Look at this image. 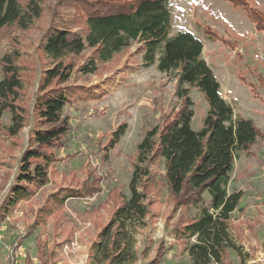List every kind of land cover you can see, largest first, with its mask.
I'll return each mask as SVG.
<instances>
[{"label":"rangeland","instance_id":"rangeland-1","mask_svg":"<svg viewBox=\"0 0 264 264\" xmlns=\"http://www.w3.org/2000/svg\"><path fill=\"white\" fill-rule=\"evenodd\" d=\"M57 1L46 0L42 18L30 30L0 33V60L15 48L23 55L19 63L28 67L23 69L28 81L19 95L25 127L11 136L10 114L5 113L0 119V209L28 147L30 130L37 122L33 101L46 61L36 47L49 26ZM243 1L259 12V26L250 21L241 7L227 0H171L169 10L171 33L189 29L196 34L204 44L203 59L224 88L220 98L231 105L234 116L252 120L260 133L256 143L234 161L227 191L242 194L231 221L241 239L242 257L230 252L232 264H264V0ZM64 11L65 15L73 13L65 7ZM138 48L133 44L110 62L99 64L93 75L71 76L68 85L82 86L94 95L74 98L65 107L63 114L68 118L70 132L63 144L50 152L47 185L19 202L0 221V264H6L10 255L6 248L14 244L17 236H24L35 212L46 201L61 199L66 217L64 237L68 234L70 241L55 251V264H89L87 254L95 237L94 222L107 223L121 200L129 197L137 145L148 131L172 119L182 106L175 97L173 74H161L154 66L143 67ZM90 55L87 50L67 62L77 68ZM190 99L194 114L191 128L197 131L208 106L195 89H190ZM120 129L123 134L111 143L112 134ZM150 171L154 178L147 197L150 215L146 225L136 228L133 234L137 253L134 264H150L161 244L166 252L159 264H190L183 244L173 238L171 230L194 217L196 209L175 206L163 177V160L158 159ZM203 198L207 206L208 194ZM37 236L51 246L50 218L24 240L14 264H24L26 255L32 264H38L34 261ZM62 239V234L56 238L57 242Z\"/></svg>","mask_w":264,"mask_h":264},{"label":"trees","instance_id":"trees-1","mask_svg":"<svg viewBox=\"0 0 264 264\" xmlns=\"http://www.w3.org/2000/svg\"><path fill=\"white\" fill-rule=\"evenodd\" d=\"M171 0H58L50 23L42 35L36 52L46 61L40 71L33 112L37 122L29 133L17 173L9 185L0 209V221L23 200L35 195L48 183L50 152L63 144L70 132L65 107L74 98L93 97L94 93L82 86H70L68 81L76 73L93 75L99 64L110 62L116 55L139 46L143 67L154 66L161 74H173L176 81L175 97L182 106L175 116L162 126L148 131L137 145L136 161L129 183V197L111 214L107 223L94 222L95 237L88 249L89 264H134L137 261L134 232L146 225L150 209L148 193L154 185L150 167L163 160L167 190L179 208L192 207L196 215L173 228V238L183 244L190 264H232L230 252L242 257L241 239L232 229L233 213L242 199L241 192L228 193L229 176L234 161L246 153L260 137L252 120L236 117L233 108L217 95L220 86L202 56L201 41L190 32L171 35ZM241 7L257 27L261 16L243 0H227ZM46 0H0V33L30 30L44 14ZM64 7L72 14H66ZM260 18V19H259ZM0 60V119L11 116L8 133L16 136L26 125L19 95L24 91L27 76L20 64L23 55L11 48ZM91 55L77 68L67 60ZM190 89L204 98L208 111L202 127L191 128L193 103ZM1 121V120H0ZM123 130L112 134L116 143ZM209 196L204 205L203 195ZM63 200L46 201L35 212V218L24 236H18L13 250H18L25 239L50 218L52 243L35 238L36 259L39 264H55V251L67 244L63 223L66 221ZM32 211V210H31ZM34 212V211H33ZM62 234L63 239L56 238ZM162 244L157 257L165 255ZM25 257V264H30ZM149 264V263H148ZM242 264V262H241Z\"/></svg>","mask_w":264,"mask_h":264},{"label":"crops","instance_id":"crops-1","mask_svg":"<svg viewBox=\"0 0 264 264\" xmlns=\"http://www.w3.org/2000/svg\"><path fill=\"white\" fill-rule=\"evenodd\" d=\"M180 31H182V32H190L191 34H193V35H195L196 36V34L194 33V32H192V31H190L189 29H178V30H176V31H174L173 33H171V35H174V34H176L177 32H180ZM198 38V37H197ZM200 40V39H199ZM201 41V40H200ZM201 43H202V45H203V49H202V54L204 53V44H203V42L201 41ZM216 79V78H215ZM217 81V80H216ZM218 82V81H217ZM218 84H219V86H220V90H223L224 91V88H223V86L221 85V83L220 82H218ZM5 219V218H4ZM18 237V236H17ZM16 237V238H17ZM16 238H15V241H16ZM14 244H15V242H14ZM11 247V246H10ZM20 249V248H19ZM18 249V250H19ZM13 250V249H12ZM27 256V255H26ZM27 257H29V256H27ZM18 259V258H17ZM16 260V258H13L12 260H11V262L10 263H12V264H14V261ZM30 260H31V258H30ZM34 261H36V263H38V261H37V259H36V256H35V258H34ZM24 264H25V259H24ZM30 264H32V262H30ZM39 264V263H38Z\"/></svg>","mask_w":264,"mask_h":264},{"label":"built area","instance_id":"built-area-1","mask_svg":"<svg viewBox=\"0 0 264 264\" xmlns=\"http://www.w3.org/2000/svg\"><path fill=\"white\" fill-rule=\"evenodd\" d=\"M217 95H218L219 97L222 96V94L220 93V91L217 92ZM18 251H19V250H12L11 247H7V248H6V252H8V254H10V255H8V256L6 257V264H12V263H10L11 260H12L13 258H18V256L20 255V251H19V252H18Z\"/></svg>","mask_w":264,"mask_h":264}]
</instances>
